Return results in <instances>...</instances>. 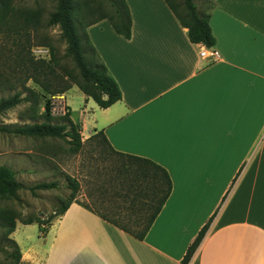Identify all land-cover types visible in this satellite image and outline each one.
I'll return each instance as SVG.
<instances>
[{"label": "crops", "instance_id": "obj_1", "mask_svg": "<svg viewBox=\"0 0 264 264\" xmlns=\"http://www.w3.org/2000/svg\"><path fill=\"white\" fill-rule=\"evenodd\" d=\"M124 1L129 39L107 20L86 29L121 99L101 109L75 87L78 122L85 130L88 116V133L102 131L114 151L162 167L171 192L143 240L72 203L58 221L91 215L121 247L84 246L68 264H183L207 224L186 264H264V0H208L210 49L189 41L164 0Z\"/></svg>", "mask_w": 264, "mask_h": 264}, {"label": "trees", "instance_id": "obj_2", "mask_svg": "<svg viewBox=\"0 0 264 264\" xmlns=\"http://www.w3.org/2000/svg\"><path fill=\"white\" fill-rule=\"evenodd\" d=\"M55 1V9L49 15L46 25L58 26L60 29L61 38L66 43L65 56L71 58L76 72L58 69V61L52 51L48 61L36 60L30 55L29 48L24 53L21 48H18L22 45H16V58L11 62L6 55L9 51L1 47L0 90H10L14 93L0 98V115L24 102H30L27 108V119L32 123L0 124V133L32 140L62 139L68 145L69 151L76 153L81 148L79 125L70 118V108H67L68 114L58 118L53 117L51 98L63 95L73 86H76L86 98L92 99L101 109H106L118 102L121 99L120 89L91 45L86 29L101 20H107L116 34L129 39L131 36V18L124 0H108L111 6V15L101 14L97 19L85 23L77 19L80 16V9L74 5L73 0ZM164 1L179 24L187 29V36L192 44L201 45L207 49L214 47L215 38L209 25L210 13L215 7L212 2L204 0L206 9L199 11L193 0ZM12 11L8 0L0 1V27L6 24L8 18L12 16ZM37 18L36 12L20 15L21 30H26L27 24H33L36 28ZM8 62L12 63L11 66L6 65ZM29 80L38 86L42 93L39 94L36 90L27 87L26 83ZM23 93H26V96L22 97ZM39 97L44 99V112L40 115L37 113L40 104ZM56 119L61 122L52 123ZM93 137L99 138L106 150L121 161L118 169V195L123 202L127 203L124 209L127 208L137 217L132 218L131 213L126 214L119 222L93 208L81 205L97 213L103 220L130 234L135 239L143 240L170 195V178L162 167L151 160L114 151L102 131L94 134ZM65 187L69 191L67 196L58 203L53 213L47 217H43V215L23 217L14 209L0 208L2 236L4 241L12 246V251L0 247L5 261H9L8 264H19L21 258L18 246L8 238L14 232L16 222H20L22 225L37 224L41 238L46 236L47 226L50 222L54 218L62 216L72 203L77 202L75 198L79 190L78 181L66 176ZM57 189H59V185L56 181L41 182L25 187L17 182L15 173L10 168L0 166V201L14 200L20 203L18 197L20 191L26 190L33 197H36L37 191ZM143 210H150L151 212L141 218ZM208 226V224L203 226L193 243L188 247L182 260L183 264L188 262L198 247Z\"/></svg>", "mask_w": 264, "mask_h": 264}, {"label": "rangeland", "instance_id": "obj_3", "mask_svg": "<svg viewBox=\"0 0 264 264\" xmlns=\"http://www.w3.org/2000/svg\"><path fill=\"white\" fill-rule=\"evenodd\" d=\"M8 1L13 11L6 24L0 27V48L3 47L9 51L6 53L9 61L12 62L16 58V45H22L18 48H21L24 53L29 48L30 55L36 60L48 61L52 51L58 61V69L76 72L71 58L65 56L66 43L61 38L60 29L58 26L46 25L49 15L55 9L56 1ZM193 1L199 11L206 9L204 0ZM73 2L80 9V16L77 19L84 23L97 19L101 14L111 15V6L108 0H73ZM29 12L38 14L36 28L33 24H27L26 30H21L20 15ZM11 62L6 63V65L11 66ZM3 69L6 68L3 67ZM5 72L7 73V71ZM26 86L36 90L39 94L42 93L39 87L30 80ZM75 87L73 86L63 95L51 98V114L58 118L68 114L67 108H70V118L80 128L81 148L78 152L71 153L68 145L62 139L32 140L0 133V166L10 168L15 173L17 182L25 187L41 182L56 181L59 189L37 191L36 197H33L26 190L20 191L18 194L20 203L14 200L0 201V208L14 209L23 217L30 215L47 217L53 213L58 203L67 196L69 191L65 187V177L69 176L79 183V190L75 198L77 203L93 208L107 215V217L121 222L124 215L131 213L127 208L124 209L127 203L123 202L118 195V169L121 161L106 150L99 138L88 133L91 130L87 127L88 116L84 118L85 130H83L82 122H78L79 118L82 119L80 112H82L84 104L78 89ZM13 93L14 91L10 90H0V98L10 96ZM23 96H26V93H23ZM38 101L40 104L37 113L40 115L44 112V99L39 97ZM29 105L30 102H24L0 115V124L32 123L27 119ZM56 122L61 121L57 119L52 121V123ZM224 195L214 212L216 215L221 211L229 194ZM120 207L121 209H118ZM142 212L141 218L151 211L143 210ZM83 216L86 218L74 216V212L71 211L65 219L60 218L58 221L59 217L54 218L47 226L46 236L41 238L37 224L22 225L20 222H16L15 230L8 238L13 240L19 248L21 255L19 264H68L67 258L84 246L97 250H113L121 247L115 241H110L106 231L100 230L92 224L95 222L92 221L91 215ZM131 216L132 218L137 217L133 212ZM79 218L81 219L80 222H78ZM97 222L95 224L99 227V221ZM77 223L88 229L89 235L86 241L80 237L81 229L76 227L75 224ZM75 233L77 235H74ZM0 247L12 251V246L3 239L1 228ZM8 262L5 261L3 252L0 251V264H8Z\"/></svg>", "mask_w": 264, "mask_h": 264}, {"label": "bare ground", "instance_id": "obj_4", "mask_svg": "<svg viewBox=\"0 0 264 264\" xmlns=\"http://www.w3.org/2000/svg\"><path fill=\"white\" fill-rule=\"evenodd\" d=\"M202 53L204 54V51H202Z\"/></svg>", "mask_w": 264, "mask_h": 264}, {"label": "built area", "instance_id": "obj_5", "mask_svg": "<svg viewBox=\"0 0 264 264\" xmlns=\"http://www.w3.org/2000/svg\"><path fill=\"white\" fill-rule=\"evenodd\" d=\"M203 53L201 52V55H202Z\"/></svg>", "mask_w": 264, "mask_h": 264}]
</instances>
